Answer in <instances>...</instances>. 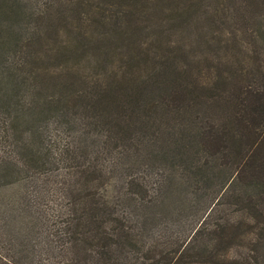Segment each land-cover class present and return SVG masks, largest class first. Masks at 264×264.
<instances>
[{"label":"trees","instance_id":"trees-1","mask_svg":"<svg viewBox=\"0 0 264 264\" xmlns=\"http://www.w3.org/2000/svg\"><path fill=\"white\" fill-rule=\"evenodd\" d=\"M23 1L0 0V264H238L233 246L263 245L264 112H199L244 102L223 0ZM216 166L241 217L193 224ZM172 206L188 236L155 234Z\"/></svg>","mask_w":264,"mask_h":264},{"label":"rangeland","instance_id":"rangeland-1","mask_svg":"<svg viewBox=\"0 0 264 264\" xmlns=\"http://www.w3.org/2000/svg\"><path fill=\"white\" fill-rule=\"evenodd\" d=\"M45 0H24L23 2L33 10L37 8L45 7ZM227 5V22L226 37L229 40L235 38L240 39L244 47H247L251 57L248 61L238 63V55H231L229 50V59L234 62V65H239L243 73V78L239 87H230L229 93L233 91V94L237 95L241 90H244L242 95L244 102L239 105L234 102H217L211 107H204L199 112H213L216 116L218 114H226L227 121L230 124H237V116L244 114L246 117V124H255L254 120L258 117V114H253L255 119L251 117V112H264V86H262L259 70L264 71V68H260L256 62V54L262 50L264 53V32L261 30V26L264 28V4H256L253 0H223ZM210 5L216 4V0L209 2ZM262 19V20H261ZM234 30V31H233ZM231 55V56H230ZM225 73L231 72V66L228 64L224 67ZM264 73V72H263ZM246 97V98H245ZM231 98V97H229ZM233 99V98H231ZM239 102V100L237 101ZM245 120V119H244ZM244 123V121H243ZM245 124V125H246ZM241 125V126H240ZM239 126L246 128L242 124ZM217 163L219 162L216 160ZM228 169L222 166H216L210 171L209 180L207 185L200 182V188L196 186L197 192L193 193L194 199L199 203V209L197 214H193L196 220L193 224H199L204 220V223L210 227H215L220 223H223L225 218L235 220L241 217V211L236 210V204L219 203L216 204L225 187L231 182L235 171L227 172ZM51 184L46 185L45 193L53 194L58 192V186L56 180L57 176H51ZM56 184V185H55ZM164 210V209H163ZM174 213H168L163 218L159 219L156 227L154 228L155 234H161L163 237L173 238L176 234L181 236H188L192 229V223L190 219L181 218L177 215L176 208L172 206ZM163 213V212H162ZM255 249H258L259 257L255 258ZM229 256L237 257L241 260L238 264H264V244L260 246L249 245L247 242L242 245L233 246L229 252ZM246 256V258H245ZM258 260V261H257Z\"/></svg>","mask_w":264,"mask_h":264}]
</instances>
